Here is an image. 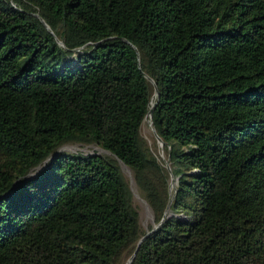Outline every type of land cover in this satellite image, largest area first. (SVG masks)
<instances>
[{
  "label": "trees",
  "instance_id": "16d2710c",
  "mask_svg": "<svg viewBox=\"0 0 264 264\" xmlns=\"http://www.w3.org/2000/svg\"><path fill=\"white\" fill-rule=\"evenodd\" d=\"M135 252L264 264V0H0V264Z\"/></svg>",
  "mask_w": 264,
  "mask_h": 264
},
{
  "label": "rangeland",
  "instance_id": "374dc122",
  "mask_svg": "<svg viewBox=\"0 0 264 264\" xmlns=\"http://www.w3.org/2000/svg\"><path fill=\"white\" fill-rule=\"evenodd\" d=\"M142 133L153 148L156 145H157V148L159 146V150H158L159 155L161 156V158L165 159L166 161L167 159H166L165 153L162 149L160 142L158 141L155 135V131H154L151 119L145 120L144 125L142 127ZM126 173L131 178V181H132V186H133L134 196H135V203L139 208L142 224L147 228L149 224H154V215L148 203L146 202V200L139 193L138 188L136 184L134 183V180H133V177L130 171L126 170Z\"/></svg>",
  "mask_w": 264,
  "mask_h": 264
},
{
  "label": "water",
  "instance_id": "95a60500",
  "mask_svg": "<svg viewBox=\"0 0 264 264\" xmlns=\"http://www.w3.org/2000/svg\"><path fill=\"white\" fill-rule=\"evenodd\" d=\"M157 92H158V89L156 88V93H157ZM153 108H154V107H153ZM153 108L150 110L149 114L147 115L146 120H150V119L152 118V116H153ZM153 128H154L155 135H156L158 141L160 142L161 146H163L164 143H163L161 137L158 135V133H157L155 127H153ZM165 162H166V165H167L168 169L171 171V165H170L169 160H166ZM125 167H126V166H125ZM128 171H130V170H128ZM130 173H131V172H130ZM174 183H175V180H174V178H173V179H172V184H171L172 187L174 186ZM169 208H170V205H169L167 211L169 210ZM156 227H157V226H156ZM156 227H155V228H156ZM153 230H154V229H153ZM153 230H152V231H153ZM152 231H150V232H152ZM148 234H149V233H148ZM144 238H145V237H143V238L141 239L140 243L142 242V240H144ZM136 252H137V251H136ZM136 252H135L134 255L129 259L128 264H131V262H132V260H133V258H134V256H135V254H136Z\"/></svg>",
  "mask_w": 264,
  "mask_h": 264
}]
</instances>
